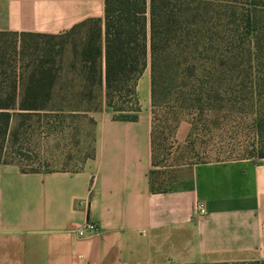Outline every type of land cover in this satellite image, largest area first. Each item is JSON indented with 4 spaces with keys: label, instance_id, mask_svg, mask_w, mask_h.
I'll use <instances>...</instances> for the list:
<instances>
[{
    "label": "crops",
    "instance_id": "crops-1",
    "mask_svg": "<svg viewBox=\"0 0 264 264\" xmlns=\"http://www.w3.org/2000/svg\"><path fill=\"white\" fill-rule=\"evenodd\" d=\"M103 15L104 0H0V33L61 36ZM146 70L137 83L135 120L115 121L104 104L102 58L94 86L101 89V110L83 113L95 123L94 152L79 169L23 173L16 164H0V264L263 260L264 158L183 166L166 191L151 190ZM57 83L86 84L79 69L66 67ZM197 206L204 215L195 213ZM86 222L96 232L78 237Z\"/></svg>",
    "mask_w": 264,
    "mask_h": 264
},
{
    "label": "trees",
    "instance_id": "trees-1",
    "mask_svg": "<svg viewBox=\"0 0 264 264\" xmlns=\"http://www.w3.org/2000/svg\"><path fill=\"white\" fill-rule=\"evenodd\" d=\"M7 38L16 40L12 49L31 40L21 41L19 53L29 58L21 72L6 64ZM102 58L104 104L115 121L135 120L137 83L149 70L153 192L176 181H159L167 168L264 158V0H104L102 20L61 36L0 33V164L38 171L6 159L18 119L101 108V89L94 86ZM64 67L79 69L86 84H58ZM182 121L189 130L175 157ZM218 264H264V258Z\"/></svg>",
    "mask_w": 264,
    "mask_h": 264
},
{
    "label": "rangeland",
    "instance_id": "rangeland-1",
    "mask_svg": "<svg viewBox=\"0 0 264 264\" xmlns=\"http://www.w3.org/2000/svg\"><path fill=\"white\" fill-rule=\"evenodd\" d=\"M6 40L3 44V50H7L8 54L6 64L17 68V72L23 71L29 58L19 53L23 47L22 40H19L18 44L16 42L17 49H12L15 47L16 40L13 38ZM28 41L31 40L26 39V42ZM97 102L101 106V96L98 97ZM158 112L163 118V108ZM16 124H18V135L15 140H9L6 159L21 163L25 170H77L86 159L93 155L95 123L89 115L22 118L18 119ZM188 130L187 122L182 121L174 141L175 147H178L175 157L181 152ZM175 147L174 150H176ZM250 159L258 160L256 156ZM163 171L159 181L167 180L171 176L179 178L182 172L181 167L161 170Z\"/></svg>",
    "mask_w": 264,
    "mask_h": 264
},
{
    "label": "built area",
    "instance_id": "built-area-1",
    "mask_svg": "<svg viewBox=\"0 0 264 264\" xmlns=\"http://www.w3.org/2000/svg\"><path fill=\"white\" fill-rule=\"evenodd\" d=\"M195 213L199 215H204L205 210L202 209L201 206H197ZM96 230V226L93 223L86 222L77 230L76 234L78 237H85L95 233Z\"/></svg>",
    "mask_w": 264,
    "mask_h": 264
}]
</instances>
